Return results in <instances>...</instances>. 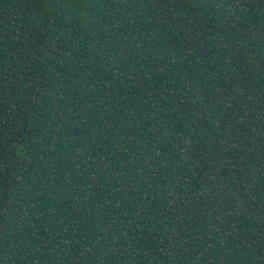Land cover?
<instances>
[{
	"label": "trees",
	"instance_id": "1",
	"mask_svg": "<svg viewBox=\"0 0 264 264\" xmlns=\"http://www.w3.org/2000/svg\"><path fill=\"white\" fill-rule=\"evenodd\" d=\"M0 264H264V0H0Z\"/></svg>",
	"mask_w": 264,
	"mask_h": 264
}]
</instances>
